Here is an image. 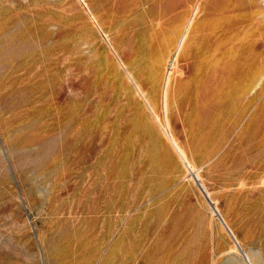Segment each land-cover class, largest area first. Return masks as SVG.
<instances>
[{
    "label": "rangeland",
    "instance_id": "1",
    "mask_svg": "<svg viewBox=\"0 0 264 264\" xmlns=\"http://www.w3.org/2000/svg\"><path fill=\"white\" fill-rule=\"evenodd\" d=\"M0 264H264V0H0Z\"/></svg>",
    "mask_w": 264,
    "mask_h": 264
},
{
    "label": "bare ground",
    "instance_id": "2",
    "mask_svg": "<svg viewBox=\"0 0 264 264\" xmlns=\"http://www.w3.org/2000/svg\"><path fill=\"white\" fill-rule=\"evenodd\" d=\"M222 27L223 26L221 23L218 25H213L210 28L212 30L208 31L205 34V36L204 35L203 36H197L196 38L193 37L192 39L189 38L187 40V38H188L187 36L189 33V28H190V26H188V30L183 33V35H182V37L178 43V47L176 48V51H175L176 53H174L175 59H177L180 52L182 51L183 46H185V48L187 50L188 45H189V48H191L190 52L192 51L194 55L205 56L203 59V62L201 64V68L198 71V74H197L198 78H197L196 83L200 84L201 93L203 94V97H207V98H214V97L218 96L217 95L218 91H219V89L221 90L222 85L224 86V88H227V86H229L230 84H233V81L231 78V73H232V71H231L232 68L230 67L231 63H225L224 61H218L220 55H222L221 51L223 50V47L226 46L228 41L231 42L230 39L233 37V36L231 37L230 35H228V33L223 34L220 31V29ZM195 29L196 28H194L193 32L195 31ZM168 78L166 79V82H165L166 87H167V83L169 80ZM230 86H232V85H230ZM174 144L176 145L175 142H174ZM176 147L179 149V147L177 145H176ZM179 151H181V150H179ZM183 156H184V154H182V157ZM184 160H186V158ZM189 168H190L192 174L194 175L195 179L198 181V184L200 185L202 192L207 195V198L209 200V198H210L209 193L207 192L206 188L202 185L197 173L194 171V169L191 166ZM209 202H210V200H209ZM215 209L218 211L217 207H215ZM220 216H221V214H220ZM222 219H221V222L224 224V226L226 227V229L228 230V232L230 233L232 238L235 241H237V239L234 238L235 235L233 234L231 229L227 227V225L224 223V221ZM236 244L239 246L238 241L236 242Z\"/></svg>",
    "mask_w": 264,
    "mask_h": 264
}]
</instances>
